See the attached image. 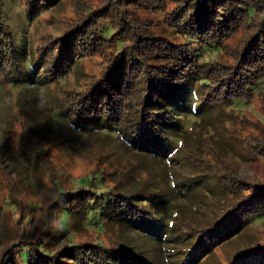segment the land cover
<instances>
[{"label":"trees","instance_id":"1","mask_svg":"<svg viewBox=\"0 0 264 264\" xmlns=\"http://www.w3.org/2000/svg\"><path fill=\"white\" fill-rule=\"evenodd\" d=\"M19 1L27 21L62 1L71 7L72 16L62 20L61 31L39 37L33 49L24 34L20 46L0 0V72L5 81L18 82L13 74L29 52L24 61L42 78H81L76 79L78 87L57 97L52 115L68 128L93 126L129 150L163 158L193 128L206 126L215 112L238 110L253 93L264 109V0ZM154 14L160 17L148 18ZM207 54L216 56L205 58ZM222 54L227 59L219 58ZM94 57L100 58L99 70L83 73V60ZM261 136L240 139L248 146L254 142L255 153L264 156ZM24 144L37 158L47 155L37 142L28 148L30 138ZM194 159L209 167L210 180L228 197L210 224L182 220L185 211L176 197L195 180L173 182L164 192L125 193L97 167L71 186L57 182L49 159L39 158L57 190L48 210L60 218L46 222L45 230L34 236L18 233L10 239L0 264H204L218 246L240 235L241 226L264 216V180H238L222 164L218 168ZM89 220L97 235L50 247L55 229L66 236L72 222L87 227ZM112 226L146 235L158 254L145 259L104 241L99 234ZM222 264H264V241L237 250Z\"/></svg>","mask_w":264,"mask_h":264},{"label":"rangeland","instance_id":"2","mask_svg":"<svg viewBox=\"0 0 264 264\" xmlns=\"http://www.w3.org/2000/svg\"><path fill=\"white\" fill-rule=\"evenodd\" d=\"M4 9L20 46L24 34L28 47L33 49L39 37L59 33L62 20L72 16L68 1L58 3L32 21L25 19L19 0H4ZM154 15L148 18L156 20L160 17ZM30 55L29 52L23 59L26 61ZM207 56L213 59L216 54H207L205 58ZM219 58L227 59L224 54ZM24 60L12 73L18 82L5 81L0 72V263L10 239L16 238L18 233L34 236L45 230L46 222L53 223L60 218L57 212L48 210L57 190L42 160H38L41 157L49 159L57 182L71 186L81 184L80 179L97 167L109 174L110 183L125 193L141 190L164 192L173 182L179 185L186 180H195L193 186L181 188L182 196H177L176 200L185 211L182 220L201 224H210L219 217L228 197L222 193L216 180H210L209 167L201 166L194 157L218 168L221 164V167H228L236 173L238 180H264V156L255 153L258 147L254 142L248 146L240 139V136L260 138L264 134V109L258 94L253 93L252 99L238 110H218L208 126L202 129L196 126L176 150L157 158L144 150H129L120 139L108 137L93 126L68 128L54 120L57 97H62L66 89L78 87L77 78H81L76 77V82L75 77L68 74L57 81L47 80L39 72L32 71ZM100 63L98 57L84 59L81 69L83 73H95ZM28 138V148L37 142L41 153L47 149V155L37 158L30 148L26 151L24 143ZM177 143L172 141L171 144ZM21 212L24 215L20 218ZM17 219L19 223L16 224ZM93 222L88 221L90 227L72 222L66 236L55 229L48 238L50 247L56 248L70 240L84 241L97 235L92 231ZM99 235L111 245L128 248L141 258L151 259L158 254L153 241L137 231L112 226L106 227ZM262 236L264 216L241 226L240 235L218 246L204 264H222L237 250L249 249L264 241Z\"/></svg>","mask_w":264,"mask_h":264}]
</instances>
